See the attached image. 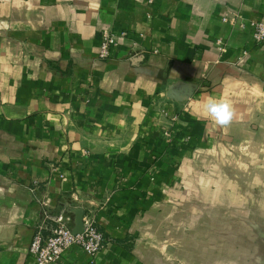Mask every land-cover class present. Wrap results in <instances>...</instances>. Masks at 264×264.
Here are the masks:
<instances>
[{
    "label": "crops",
    "instance_id": "obj_1",
    "mask_svg": "<svg viewBox=\"0 0 264 264\" xmlns=\"http://www.w3.org/2000/svg\"><path fill=\"white\" fill-rule=\"evenodd\" d=\"M251 21L264 0H0V264H34L46 215L88 209L110 245L55 264H264ZM209 96L230 126L202 116Z\"/></svg>",
    "mask_w": 264,
    "mask_h": 264
},
{
    "label": "built area",
    "instance_id": "obj_2",
    "mask_svg": "<svg viewBox=\"0 0 264 264\" xmlns=\"http://www.w3.org/2000/svg\"><path fill=\"white\" fill-rule=\"evenodd\" d=\"M250 26L254 43L257 46L264 45V21H251ZM115 46V38L104 34L101 57H109L110 49ZM110 243L111 240L99 229L95 214L88 209L82 213L79 227H69L61 214L54 220L46 215L45 221L36 227L27 251L34 264H55L70 248H78L90 258H95Z\"/></svg>",
    "mask_w": 264,
    "mask_h": 264
},
{
    "label": "clouds",
    "instance_id": "obj_3",
    "mask_svg": "<svg viewBox=\"0 0 264 264\" xmlns=\"http://www.w3.org/2000/svg\"><path fill=\"white\" fill-rule=\"evenodd\" d=\"M202 116L226 128L237 118V110L231 99L225 96H209L204 102Z\"/></svg>",
    "mask_w": 264,
    "mask_h": 264
},
{
    "label": "water",
    "instance_id": "obj_4",
    "mask_svg": "<svg viewBox=\"0 0 264 264\" xmlns=\"http://www.w3.org/2000/svg\"><path fill=\"white\" fill-rule=\"evenodd\" d=\"M81 216H82V214H81ZM81 216H80V219L78 220V222L76 223V225H77L78 227L80 226Z\"/></svg>",
    "mask_w": 264,
    "mask_h": 264
}]
</instances>
